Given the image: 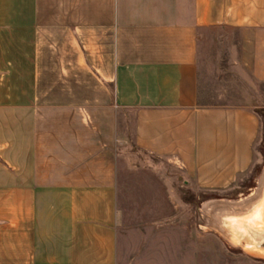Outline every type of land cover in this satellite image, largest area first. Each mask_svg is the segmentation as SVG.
<instances>
[{"label":"crops","instance_id":"1","mask_svg":"<svg viewBox=\"0 0 264 264\" xmlns=\"http://www.w3.org/2000/svg\"><path fill=\"white\" fill-rule=\"evenodd\" d=\"M221 27L239 31V63L264 79V0H0V264H223L199 243L120 233L123 109L136 111V144L176 158L190 188L226 189L260 162L236 196L247 211L213 195L194 228L241 247L264 235L263 95L199 103L200 30Z\"/></svg>","mask_w":264,"mask_h":264},{"label":"rangeland","instance_id":"2","mask_svg":"<svg viewBox=\"0 0 264 264\" xmlns=\"http://www.w3.org/2000/svg\"><path fill=\"white\" fill-rule=\"evenodd\" d=\"M199 40L201 105L251 104L252 101L257 104L260 102L255 99L261 95L264 100V79L257 81L252 78L238 61V30L222 27L202 29ZM255 110L261 115L264 129V107ZM135 119L134 110L123 109L118 112L117 209L120 233L130 237L135 235L142 243L150 241L159 249L174 250L177 244L187 242L193 249L198 248L199 243V248L203 246L205 249L207 262L264 264V247H260L264 241L261 244L258 241L264 238L263 234L255 233L258 240L252 242V247H241L233 243L234 236L215 232L208 227L197 236L194 228L198 222L197 205L211 206L210 203L214 202L209 197L213 195L221 196L223 203L231 209L236 208L238 213H234L235 216L247 211L243 203L236 202V196L253 188L261 170L260 162L226 189L213 191L190 188L176 158L150 152L136 144ZM263 145L264 141L261 140L257 146V152L261 155L264 154ZM220 208L217 210L221 211ZM209 222L211 219L207 216V226L211 225ZM237 223L239 227L242 226L239 219ZM188 224L190 231L185 234L182 226Z\"/></svg>","mask_w":264,"mask_h":264}]
</instances>
